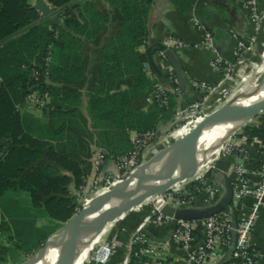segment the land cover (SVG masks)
<instances>
[{
  "label": "trees",
  "instance_id": "obj_1",
  "mask_svg": "<svg viewBox=\"0 0 264 264\" xmlns=\"http://www.w3.org/2000/svg\"><path fill=\"white\" fill-rule=\"evenodd\" d=\"M153 1L119 0L123 21L117 36L100 52L99 85L88 90L85 109L81 116L78 113L80 125L74 124L81 137L68 136V145L54 146L65 126H41L38 136H34L18 107L25 104L32 87L46 97L47 89L79 85L85 71L83 43L56 25L40 24L41 17L29 0H0V234L11 243L13 251L32 255L77 214V193L83 195L93 174L89 163L93 146L106 162H115L131 151V133L154 132L159 125L174 120L181 94L176 77L165 75L161 85L149 66L147 53L139 51L149 43L148 19ZM177 2L185 3L187 9L195 4L194 0ZM49 3L65 28L75 35L91 39L106 24L105 17L91 3ZM77 12L83 24L76 20ZM48 56V78L41 76L36 82L33 73L36 70L43 74ZM125 79L131 80L132 86L115 91ZM157 85L168 86L163 87L167 106L155 104L146 113L134 111L133 104ZM50 106L55 108L56 103H48L42 110ZM242 133L264 140V115L255 125L244 127ZM216 177L219 184L220 176ZM19 194L29 196V206L22 205ZM43 219L48 224L38 225ZM8 248L0 246V264L7 261Z\"/></svg>",
  "mask_w": 264,
  "mask_h": 264
},
{
  "label": "crops",
  "instance_id": "obj_2",
  "mask_svg": "<svg viewBox=\"0 0 264 264\" xmlns=\"http://www.w3.org/2000/svg\"><path fill=\"white\" fill-rule=\"evenodd\" d=\"M87 2L91 3L95 10L106 19L103 30L91 39H87L79 34L75 35L70 29L65 28L63 20L58 19L57 10L49 3V0H29L31 7L41 17L40 24L46 26L56 25L83 43L81 53L85 71L83 81L79 85L75 87L63 86L62 89H47L45 96L47 97L48 103H56L55 108L50 106L46 110L36 109L27 105L26 102L18 107L23 121L26 122L27 127L34 136H38L41 126L51 124L65 126L64 133L61 137L58 136L59 142H54V146L63 143L68 145V136L73 137L75 134L80 136L74 124L80 125L78 113L81 116L83 109H85L88 90L99 85V76L102 69L100 52L117 36L123 21V12L119 6V0H79L78 3L84 4ZM260 7L264 11V0H261ZM76 16L78 23L83 24V20L80 18L78 12ZM194 18L200 20L208 31L212 33L215 48L223 61L229 64L235 63L237 43L239 41H248L258 34L255 32V27L250 20L249 12L242 8L240 0H201L198 3L195 2L189 9L185 7V3H179L177 0H154L148 19L149 43L164 44L167 38L173 37L182 45L172 49L182 67L186 81L185 91L180 89L181 94L177 100L178 110L185 109L190 104L200 101L203 97L202 92L192 87L191 81L196 80L214 85L220 79L219 74L210 67V53L208 50L202 48L203 34L193 26L192 20ZM147 47L142 46L139 48V51L141 53H147ZM154 58L155 60L158 59V53L154 55ZM132 84V81L129 79L122 80L117 84L115 91H124L130 88ZM154 96L155 88L143 99L133 104L134 111L148 112L155 105L153 102ZM219 96V91L210 96L196 116L187 117L181 122H176L174 118L171 123L159 125L158 129L154 131L159 141L171 143L174 141L176 133H185L191 127L194 129L198 121L200 122V120L219 109V107L210 106L211 100ZM135 135V133L130 134L131 149ZM84 139L82 137V140ZM158 148V145L149 147L143 154L144 160L147 162L152 159L158 153ZM92 149L94 155L89 163L92 165L93 174L87 181L83 195L80 196L77 193L80 196L79 203L92 193V183L95 175L94 163L97 156L101 154L95 146ZM247 154L251 164H257L259 162L258 145L248 144ZM233 165L234 160L229 158L218 163L216 176H220L221 181L219 186L221 189V182L223 181L222 172H229L233 168ZM56 170L62 173L60 169L56 168ZM116 174L117 168L115 162H105L102 168V175ZM151 216V209H144L136 217V220H130V218L124 217L106 228V231L100 236H105L107 229L115 224L117 228L107 235L106 240L118 241L120 243L116 254L108 264H139L138 261L133 260L130 240L140 231L146 233L157 244L169 245L168 250L162 256L161 261L163 264H182L184 253L176 245L170 244L169 242L173 228L165 225L161 227L157 226L151 219ZM98 243L99 238L95 242H90L85 246L86 253L78 264H92L88 262V257ZM254 246L258 255L257 264H264V210L261 212L255 230Z\"/></svg>",
  "mask_w": 264,
  "mask_h": 264
},
{
  "label": "built area",
  "instance_id": "obj_3",
  "mask_svg": "<svg viewBox=\"0 0 264 264\" xmlns=\"http://www.w3.org/2000/svg\"><path fill=\"white\" fill-rule=\"evenodd\" d=\"M199 1L201 0H195L196 3ZM260 3L261 0H240L242 8L249 12L255 30L260 28L264 19V11L261 10ZM192 23L203 34L202 48L209 51L210 67L219 74L220 79L214 85L191 81L192 87L202 92L203 97L185 109L178 110L175 114L176 122L196 116L210 96L222 89L226 83L232 84L240 79L245 71L247 54L256 43L253 37L248 41H239L235 50V63L229 64L219 55L214 45V37L205 25L197 18H194ZM164 45L171 50L182 46L173 37L167 38ZM164 60L163 55L158 53L157 64L164 75L173 77L172 68ZM49 62L48 56L43 74L34 71L33 77L36 82H40L41 76L48 78ZM25 102L36 109H43L48 105L47 97L41 96L36 87L30 89ZM153 102L161 107L167 106L168 101L163 86L155 87ZM250 143L259 146L260 159L257 164L250 163L247 154V145ZM153 145H158L157 151L160 152L169 145V142L159 141L155 132L136 134L131 151L115 161L116 175H101L106 160L103 154H99L94 163L96 174L91 192L99 188L104 192L109 191L128 179L146 162L143 153ZM214 157L217 159H213ZM214 157L211 159L214 162L208 172H201L189 182L182 183V187L176 186L158 197L154 207L151 208V219L159 227L165 225L173 228L169 242L184 253L182 264H257L254 234L261 212L264 210V140L244 135L240 130ZM227 158L234 160L233 168L229 172H222V175L229 177L232 186V204L229 208L206 220L182 221L162 215L161 211L166 206L193 208L197 205L210 206L218 203L221 198V188L216 179L217 165ZM78 197L80 199V196ZM119 246L118 241L107 239L99 242L90 252L88 262L108 264ZM130 246L133 260L138 261L139 264H163L162 256L169 248L168 244L153 242L142 231L132 237Z\"/></svg>",
  "mask_w": 264,
  "mask_h": 264
},
{
  "label": "water",
  "instance_id": "obj_4",
  "mask_svg": "<svg viewBox=\"0 0 264 264\" xmlns=\"http://www.w3.org/2000/svg\"><path fill=\"white\" fill-rule=\"evenodd\" d=\"M155 53H161L163 55L167 64L172 68L180 89L185 91L186 81L184 73L174 51L167 48L163 43L148 44L147 55L149 66L153 69L162 85L165 83L166 76L154 58ZM163 87L167 88L168 86L164 85ZM263 90L264 83L255 87L254 90H250L247 94L243 93L231 99L217 111L208 115L201 121L192 134L202 128L210 120H213L215 127L234 123L232 120L233 113L245 107L239 103V100H248L258 95ZM263 111L264 106L248 112L242 124L238 128L232 129L229 133H226L213 147L210 146L207 148L198 145L177 146V144L182 142L181 141L158 152L152 159L138 167L128 179L115 185L110 191L99 196L90 203L89 209L93 218L90 223L86 225L75 223V220L84 213V208L69 222L64 224L63 227L57 231L52 238L47 240L39 250L33 253L28 260L20 264H44L50 251L58 252V259L54 264H67L71 258L87 244L95 242L110 224L124 218L135 209L140 208V204L143 202L136 200L139 184L154 178L169 175L176 169L179 163L192 161L202 163L211 160L214 155L229 142L233 135L244 128L254 116ZM221 185L220 201L214 205H197L193 208H173L166 206L162 209L161 213L166 217L182 221L209 219L223 212L232 204V186L227 175H223ZM164 193L159 194V196Z\"/></svg>",
  "mask_w": 264,
  "mask_h": 264
},
{
  "label": "rangeland",
  "instance_id": "obj_5",
  "mask_svg": "<svg viewBox=\"0 0 264 264\" xmlns=\"http://www.w3.org/2000/svg\"><path fill=\"white\" fill-rule=\"evenodd\" d=\"M255 32L258 33L254 37L256 43H255L254 48L247 54V57H246L247 59H246V63L244 66L245 71H244L243 76L240 79H238L236 82L234 81V83H232V84L226 83L222 89L218 90L220 93V96L218 98H213L211 100L212 101L210 104L211 107L216 106V108H218V107L221 108L223 105H225L231 99L239 96L241 93L248 91V90H251V89L255 88L256 86H259L262 83H264V19L262 20V22L260 24V28L258 30H255ZM262 115H264V111L258 113L256 116H254L246 124V126L255 125L257 123L258 119ZM204 119L205 118L200 120V122L203 121ZM200 122L198 121V124ZM197 125L194 127V129H193V127H191V129L188 131H185V133H181V132L176 133V137H175L174 141L169 143V145L167 147H170L175 143H179V142L183 141L186 138V136H188L190 133H192L195 130ZM213 159H217V158L214 157ZM213 162H214V160L213 161L209 160V161L205 162L204 163L205 165L203 166L201 171L203 173L208 172V170H210V168L212 167ZM201 171H200V173H201ZM189 181L190 180H187V182H189ZM182 185H183L182 183L172 185L169 188H167L166 190L173 189L176 186L182 187ZM166 190H164L161 193H164ZM106 192H108V191H106ZM106 192L102 191L101 188H99L98 190H96V189L93 190V192L80 203L81 205L77 209V214L80 213L82 209L89 207L90 203L94 199L98 198L99 196L104 195ZM18 197L21 200V203L23 206H29L30 205V198L27 194H19ZM158 197H160L159 194L156 195V197L154 199L150 200L148 203H141L140 209H138V208H137L138 210L135 209V212L134 211L131 212L134 214H128V216L126 215L125 217L130 218V220H136L137 219L136 217L140 214L141 211H144V209H151L154 207V204L157 201ZM37 224L38 225L48 224V220L43 219L41 221H38ZM116 228H117V226H115V224H113L111 227H109L107 229V234H105V236H99L98 237L99 242L105 241L107 238V235L111 231L113 232ZM0 235H3L0 238V246L7 247V248L9 247L8 249H10L8 256H7V261L5 262V264H20V263L28 260L33 255L32 254V255L26 256L24 254L13 251L11 248V246H12L11 243L6 239L4 234H0Z\"/></svg>",
  "mask_w": 264,
  "mask_h": 264
},
{
  "label": "bare ground",
  "instance_id": "obj_6",
  "mask_svg": "<svg viewBox=\"0 0 264 264\" xmlns=\"http://www.w3.org/2000/svg\"><path fill=\"white\" fill-rule=\"evenodd\" d=\"M257 87V86H256ZM255 88L251 89L254 90ZM250 90L243 92L244 94L249 93ZM241 93V94H243ZM240 94V95H241ZM241 105L245 107L232 115V120L234 123L228 124L226 126H214L213 120L207 122L202 128L198 129L195 133H190L186 138L177 146H192L198 145L201 147H213L216 143L222 139V137L229 133L232 129L238 128L242 121L244 120L246 114L252 110L258 109L264 106V90L258 95L248 99L239 100ZM217 152L216 154H218ZM215 154V155H216ZM214 155V156H215ZM205 162H182L179 163L175 170H173L169 175L154 178L152 180L145 181L138 185L137 188V201H142L143 203H148L150 200L154 199L156 195L160 194L172 185L186 182L189 178L196 176L200 173ZM202 172V171H201ZM171 190V189H170ZM166 191H169L166 190ZM165 191V192H166ZM135 200V201H136ZM101 212V210H100ZM93 220L89 207L85 208L84 213L79 216L75 223L80 225H86ZM88 245V244H87ZM91 245V244H90ZM88 252V251H87ZM86 253L85 247L79 251L67 264H78L80 259L84 257ZM58 259L57 251H50L44 264H54Z\"/></svg>",
  "mask_w": 264,
  "mask_h": 264
}]
</instances>
